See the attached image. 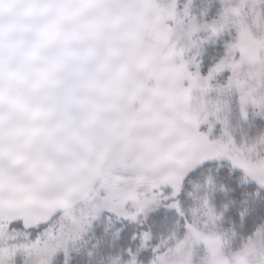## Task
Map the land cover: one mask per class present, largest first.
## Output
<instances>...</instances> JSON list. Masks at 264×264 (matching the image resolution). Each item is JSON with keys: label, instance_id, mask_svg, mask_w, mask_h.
Listing matches in <instances>:
<instances>
[{"label": "snow or ice", "instance_id": "6c2138e0", "mask_svg": "<svg viewBox=\"0 0 264 264\" xmlns=\"http://www.w3.org/2000/svg\"><path fill=\"white\" fill-rule=\"evenodd\" d=\"M161 23L158 0H0V215L91 186L100 214L128 218L118 209L135 206L136 177L189 139L173 69L145 43ZM217 158L205 145L187 174Z\"/></svg>", "mask_w": 264, "mask_h": 264}, {"label": "rangeland", "instance_id": "374dc122", "mask_svg": "<svg viewBox=\"0 0 264 264\" xmlns=\"http://www.w3.org/2000/svg\"><path fill=\"white\" fill-rule=\"evenodd\" d=\"M179 2L181 7L173 8L172 0H158L162 23L145 41L158 49L160 63L173 69L170 83L178 92L189 133L188 141L178 146L177 158L163 169L136 177L135 206L118 209L127 219L100 214L104 197L91 186L39 210L0 215L4 221L22 217L26 225L39 224L31 233L0 224V264H64L70 253L78 254L80 243L101 218L111 228L114 222L142 227L159 208L177 213L182 221L179 235L172 231L154 243L141 230L125 258L119 255L103 264H264V226L235 237L219 224L221 209L205 197L195 199L186 210L179 201L190 161L205 145L218 156L209 162L225 163L239 170L243 181L264 189V0H215L216 14L208 19L205 10L192 12L193 0ZM185 5L190 15L185 14ZM217 46L221 49L215 53L210 47ZM182 68L192 71L181 72ZM144 250H150L146 260L140 259Z\"/></svg>", "mask_w": 264, "mask_h": 264}, {"label": "trees", "instance_id": "16d2710c", "mask_svg": "<svg viewBox=\"0 0 264 264\" xmlns=\"http://www.w3.org/2000/svg\"><path fill=\"white\" fill-rule=\"evenodd\" d=\"M202 1L205 5L201 4ZM191 7L195 15L205 10L207 19L217 11L215 0H193ZM210 48L215 53L221 49L218 46ZM207 52V58H211L209 48ZM200 196L221 209L219 224L232 231L235 237L247 236L256 228L264 226V189L253 182L243 181L240 171L231 169L225 163L208 162L187 175L179 196L181 209L189 208ZM98 223L85 237L83 245L80 243L78 254L70 253V260L66 257V260L63 259L64 264H103L108 258H118L119 255L125 258V251L134 247L135 234L141 230L149 233L151 242L166 237L172 231L178 236L182 230V221L177 213L164 208L148 216L142 227L114 222L115 228H111L109 222L106 223L102 218ZM149 252L142 251L140 259L146 260Z\"/></svg>", "mask_w": 264, "mask_h": 264}]
</instances>
